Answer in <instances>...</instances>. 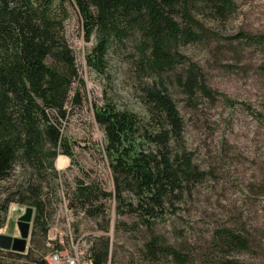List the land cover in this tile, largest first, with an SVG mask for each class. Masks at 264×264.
I'll return each mask as SVG.
<instances>
[{"label": "trees", "instance_id": "obj_1", "mask_svg": "<svg viewBox=\"0 0 264 264\" xmlns=\"http://www.w3.org/2000/svg\"><path fill=\"white\" fill-rule=\"evenodd\" d=\"M66 4L78 12L84 41L94 38L86 66L105 75L108 56L119 53L136 82L142 113L107 98L94 108L112 192L77 166L61 131L68 109L81 106L79 91L84 89L74 52L63 37L66 17L59 10ZM234 12V0H0V181L17 170L11 192L0 200V228L8 206L16 203L34 210L33 228L45 238L52 215L49 196L56 195L59 178L54 162L62 155L80 173L67 194L68 209L94 221L103 233L110 230L111 210L114 235H143L139 260L242 264L234 257L247 253L249 242L237 224L216 228L208 241L196 244L170 243L156 232V226L176 216L185 199L190 200L211 175L185 146L175 96L191 105L215 97L184 48L202 41L206 23H224ZM239 38L264 46V38ZM261 71L264 76V66ZM124 217L132 222L122 221ZM90 241V264H114L108 236ZM4 253L13 259L10 264H46L33 247L24 254Z\"/></svg>", "mask_w": 264, "mask_h": 264}, {"label": "rangeland", "instance_id": "obj_2", "mask_svg": "<svg viewBox=\"0 0 264 264\" xmlns=\"http://www.w3.org/2000/svg\"><path fill=\"white\" fill-rule=\"evenodd\" d=\"M234 3L235 12L226 22L206 23L207 33L202 41L184 48L187 57L201 68L215 99L198 100L196 105H191L183 96H175L184 123L185 146L194 154L201 170L211 175L197 187L190 200L185 199L176 216L156 226V232L170 243L196 244L208 241L216 228L237 224L247 233L249 249L234 258L242 264H264V76L261 71L264 46L250 45L239 38H264V0H234ZM61 10L59 15L66 17L63 37L74 52L84 82V89L79 91L82 104L79 108L69 107L67 123L61 131L70 143L77 166L92 179L101 180L104 189L112 192L103 154L104 136L94 121V108L107 98L120 108L142 113L134 93L136 82L119 53L108 56L105 75L89 69L85 59L94 46V38L84 41L82 23L74 6L66 4ZM54 168L59 178L56 195L49 196L52 212L49 229L44 238L38 228H33V210L27 250L33 247L34 254L45 261L56 250L58 241L69 252L79 236H83L79 247L84 252L92 238L104 235L112 243L114 264H146L137 254L143 235L121 231L114 235L115 217L111 210L110 230L103 233L94 221L68 209L66 197L73 189V179L80 177V173L62 155L55 159ZM16 172L0 181V200L11 192L17 180ZM106 204L112 206L111 202ZM27 207L16 203L8 206L0 236L19 238L16 224ZM121 220L132 222L127 217ZM4 252L0 250V262L12 263L13 259Z\"/></svg>", "mask_w": 264, "mask_h": 264}, {"label": "water", "instance_id": "obj_3", "mask_svg": "<svg viewBox=\"0 0 264 264\" xmlns=\"http://www.w3.org/2000/svg\"><path fill=\"white\" fill-rule=\"evenodd\" d=\"M32 222V209H25L24 214L17 221V229L19 231V238H10L7 236H0V250L17 254H24L27 247V240L29 238L30 224Z\"/></svg>", "mask_w": 264, "mask_h": 264}, {"label": "built area", "instance_id": "obj_4", "mask_svg": "<svg viewBox=\"0 0 264 264\" xmlns=\"http://www.w3.org/2000/svg\"><path fill=\"white\" fill-rule=\"evenodd\" d=\"M82 239L78 238L75 246L70 248V251L67 252L65 247L61 241H58L56 245V250L51 252L46 258V264H90V260H88L87 250L84 253L81 252V248L79 247V242ZM68 246V244H66Z\"/></svg>", "mask_w": 264, "mask_h": 264}, {"label": "bare ground", "instance_id": "obj_5", "mask_svg": "<svg viewBox=\"0 0 264 264\" xmlns=\"http://www.w3.org/2000/svg\"><path fill=\"white\" fill-rule=\"evenodd\" d=\"M83 238H84L83 236H82V237L80 236V239H82V240H83ZM26 250H27V249H26ZM25 252H26V251H25ZM81 252H82V250H81ZM82 253H84V252H82Z\"/></svg>", "mask_w": 264, "mask_h": 264}, {"label": "flooded vegetation", "instance_id": "obj_6", "mask_svg": "<svg viewBox=\"0 0 264 264\" xmlns=\"http://www.w3.org/2000/svg\"><path fill=\"white\" fill-rule=\"evenodd\" d=\"M27 208H30V207H27ZM27 208H26V209H27ZM31 209H32V208H31ZM24 212H25V211H24ZM32 219H33V209H32Z\"/></svg>", "mask_w": 264, "mask_h": 264}]
</instances>
